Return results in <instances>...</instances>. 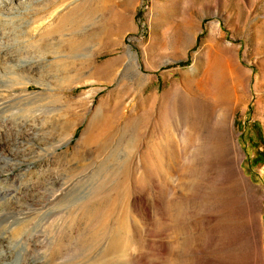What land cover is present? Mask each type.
<instances>
[{
  "label": "rangeland",
  "instance_id": "rangeland-1",
  "mask_svg": "<svg viewBox=\"0 0 264 264\" xmlns=\"http://www.w3.org/2000/svg\"><path fill=\"white\" fill-rule=\"evenodd\" d=\"M0 31V141L47 140L0 161V209L35 211L5 238L40 264H264V0H0Z\"/></svg>",
  "mask_w": 264,
  "mask_h": 264
},
{
  "label": "bare ground",
  "instance_id": "bare-ground-1",
  "mask_svg": "<svg viewBox=\"0 0 264 264\" xmlns=\"http://www.w3.org/2000/svg\"><path fill=\"white\" fill-rule=\"evenodd\" d=\"M220 71L223 77L229 78L230 80L235 79V77L233 76L232 70L230 69L226 59L222 60ZM31 135L28 133H25L17 137H12V135H8V133H6L7 137H5V141L3 142L0 141V161H3L4 158L5 160L8 161V158H9L13 162L20 164L21 162L27 161L28 159H30L29 158L30 156L29 157L26 156L27 154L26 152H28V154L30 152L29 149L32 151V149L39 150L40 148L46 147L47 145L46 139L45 141H41L37 139L36 137H34L33 134ZM21 211L23 210L16 211L15 209L14 210H1L0 209V226L2 227V229L5 230V227L10 229L14 227L15 225L21 223L25 219L30 218L35 213V211L32 212L29 209H28V212L27 210L26 212L25 211L21 212ZM45 223L46 222H44V224ZM35 236L36 234L32 235L31 239L20 237L19 239L17 238V240L16 239L11 240V239L5 238V232L0 233V264H40L42 263L40 258L34 254V252L37 251V247L35 244ZM38 250L40 251V249Z\"/></svg>",
  "mask_w": 264,
  "mask_h": 264
}]
</instances>
